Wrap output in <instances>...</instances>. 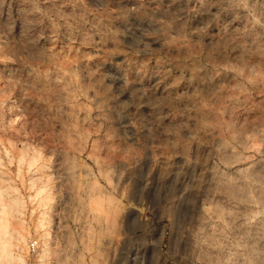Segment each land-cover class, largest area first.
<instances>
[{"label": "rangeland", "instance_id": "rangeland-1", "mask_svg": "<svg viewBox=\"0 0 264 264\" xmlns=\"http://www.w3.org/2000/svg\"><path fill=\"white\" fill-rule=\"evenodd\" d=\"M0 264H264V0H0Z\"/></svg>", "mask_w": 264, "mask_h": 264}, {"label": "built area", "instance_id": "built-area-1", "mask_svg": "<svg viewBox=\"0 0 264 264\" xmlns=\"http://www.w3.org/2000/svg\"><path fill=\"white\" fill-rule=\"evenodd\" d=\"M34 248H35V241L30 240V241L27 243V249H28L29 251H32Z\"/></svg>", "mask_w": 264, "mask_h": 264}]
</instances>
